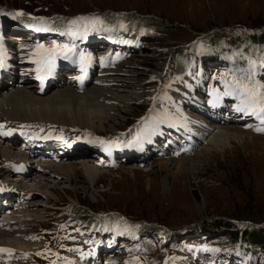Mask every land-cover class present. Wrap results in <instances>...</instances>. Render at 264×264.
Instances as JSON below:
<instances>
[{"label": "rangeland", "instance_id": "1", "mask_svg": "<svg viewBox=\"0 0 264 264\" xmlns=\"http://www.w3.org/2000/svg\"><path fill=\"white\" fill-rule=\"evenodd\" d=\"M21 12L63 16L67 19L90 13L98 16L122 15L130 17V24L141 27L146 35L116 44L113 39L99 36L97 31L57 36L37 27L33 30L37 33L35 38H32V34L28 41L14 44L18 50L23 47L36 49L38 44H42L44 49H56L54 58L49 61L54 64L50 73L48 64L30 65L39 73V77H35L34 72L29 75L30 80L33 79L31 83L39 86L53 78L56 68L67 66L72 57L77 65L72 69L64 67L60 77L77 81L83 73L82 67H89L92 80L88 89L96 86L116 91L125 95L129 102L116 107L115 118L105 121L102 127L95 130H86L84 125L79 124L72 128H56L47 123L28 126L0 121V132H8L20 138L26 131L37 133L34 128L41 130L38 132L43 133L44 137L51 138L54 133L53 139L56 136L64 138L67 144H62L64 148L61 154L72 153L73 145L82 142V139L96 138L98 141L87 142L83 149L84 155L78 156L83 158L65 162L71 163L75 172L63 169L67 176L53 175L55 178L52 176L43 180L44 185L28 181V188L36 186L31 191L40 195L30 200L36 203V208L20 207V211L12 218L13 223L20 221L17 224H27L19 227L21 232L28 233L24 238L28 239V250H16L15 256L6 254L7 264H80L81 259L91 256V252L96 249L91 245L96 242L98 246H107L105 251L115 250L114 253H104L99 264H146L140 253L142 249H139L138 238L132 242L121 236L122 232L127 233L128 223L141 220V223L148 226L155 225L158 229L169 231L205 223L209 218L228 216L254 219L244 221V226L264 224V131L256 130L264 128V112L260 111L259 104L249 105L243 112H237L230 107L235 106L233 96L226 102L222 100L219 106L212 103L211 92H216L217 88H227L223 80V65L215 63L210 67L201 60L194 67V77L186 76L181 81L177 79L172 59L176 48L189 45L197 50L200 39H206L209 43L229 34H242L264 25V0H0V27L6 29L10 41H13L11 33L17 27L15 21L18 19V16L15 19L13 16ZM64 46L72 51H66ZM44 49H40L39 55L33 60L41 59L45 55ZM224 57L231 61L227 54ZM0 59L4 64L6 59L1 39ZM72 60L69 65L74 64ZM19 62L20 67L26 65L21 58ZM114 68L128 71L129 74L114 81H104L103 78ZM260 72L259 81L251 89L264 95V69ZM205 76L210 77V80L204 85ZM9 78L3 81H11ZM228 78L234 88L240 82L247 84L237 75ZM23 85L34 84H19L21 87ZM70 86L79 90L76 83H70ZM149 100L152 107L150 113L157 117L152 124L147 123V129H140L144 132V138L139 139L141 132L138 131L136 137L128 143H121L117 136L116 140L115 134H124L135 127L136 119L150 105ZM171 110L201 118L208 125H220L234 130L236 137L242 136V140H231V145H225L222 151L213 148L205 151L202 146L205 142H199L202 141L201 137L200 140L196 139L199 126L193 129L196 134L186 133L188 128H181L172 120L169 114ZM239 130L243 132H237ZM185 134L189 140L184 137ZM120 138L126 139L124 135ZM190 140L200 144L195 145ZM13 150L17 153V150ZM197 153L200 156L194 159L196 162L192 166L186 164V168L179 170L159 162L182 156L195 157ZM1 157L0 168L5 170L6 162L11 157ZM79 160L87 161L86 167L78 164ZM12 173L9 176L14 177ZM6 178L10 177L0 172V190ZM79 206L88 208L89 214H94L95 208L105 210L98 215L110 213L124 224H113L110 233H92L68 217V213ZM126 214L141 220L128 218ZM14 236L10 238L21 235ZM220 240L219 236L188 237L178 242L184 243V248L173 246L171 251L168 250L169 242L162 240L152 255L165 249L168 258H175L172 264H194V258L198 257L197 250L203 248V255L213 258L206 264H248V255L240 251L238 244L229 245L227 242L224 248L219 249L217 244ZM134 247L137 251L128 255ZM150 264H156L153 256ZM254 264H264V259L258 257Z\"/></svg>", "mask_w": 264, "mask_h": 264}, {"label": "bare ground", "instance_id": "2", "mask_svg": "<svg viewBox=\"0 0 264 264\" xmlns=\"http://www.w3.org/2000/svg\"><path fill=\"white\" fill-rule=\"evenodd\" d=\"M6 32V29L0 27L1 45L6 59L4 66L0 68V121L4 120L6 122L23 125L26 124L28 126L38 123H47L56 128H72L79 124L84 125L85 127L83 128L86 130H95L97 127H102L105 121L107 122L109 119L115 118L116 114H114V112L116 107L123 106L129 102V99L125 98V95L116 91L112 92L109 91V89L97 88L96 86H92L88 89L90 86V81L92 80L90 79L89 67H82L83 73L81 77L77 78V81L67 80L66 78L64 79L63 77H60L62 72H64L62 71L64 70V67L67 69H72L75 65H77L75 61L72 60V57L69 58V62L72 60L74 64L69 65L68 62L67 66H58L53 72L54 77L49 79L47 83H40L39 86L35 85L36 83H31L33 82V79L30 80L31 78L29 77L31 73L34 72L36 74L35 77H39V73L33 69V66H30L34 61L33 59L37 56V51L32 47H25V49H23V47V50H18V47H14V44H17V42L14 41L16 39H13V41L8 40L6 35L8 33ZM24 42L25 41H21V43ZM19 57L22 59V61H25V66H18L21 62H19ZM124 74L126 75L129 73L128 71L114 68L103 79L106 82L114 81L121 78V76ZM26 75H28V79H26ZM5 78H9L11 81H3ZM205 80L206 78L203 79V84ZM28 83L34 85H23V87L19 86V84ZM70 83L78 84L79 90H76V87L74 89L72 86H70ZM55 88L57 89L55 90ZM50 89L51 93L48 94ZM189 92L192 93V90H189ZM101 99L103 102H100ZM214 102H217V97H214ZM169 114L171 115L172 120L176 122L179 127L183 128L182 126H184L188 128L186 133H193V129H196V126H199L198 134L200 136L195 132L194 133L197 135L196 139L200 140L201 137L202 141L199 142H205V144L202 145L205 151H208L210 148H213V150L215 149L217 151H222L223 147L225 148V145H229L231 140H242V136L239 138L236 137L233 132L234 130L221 127L220 125H208V123H206V121L202 120L201 118H193V116L190 117L184 113L180 114L177 110H171ZM9 127L11 128L12 126ZM237 132L243 131L239 130ZM184 137L188 139L186 134ZM22 141H24L23 137L20 138L4 131L0 132V143L5 145L4 147H1L0 145V155L4 158H7V156L11 157L8 158L9 161L6 162L7 171L6 169L4 170L0 168V172L2 174H6L8 177H10L9 179L6 178L5 183H3L2 187L6 190V194L1 195L2 200H0V202L6 200L8 201L9 199H11V201L13 200L14 202L12 203L18 205L17 209H13L11 207L12 205H10V207L4 208V211L8 210V212L13 213V215L20 211V207L25 209L36 208V203H32L30 200L34 198L36 199V197H39L40 195L35 191H31L32 189L36 188L35 185V187L31 186L28 188V181H33L38 185H44L45 182H43V180H47L53 175L67 176L68 174L65 173L63 169H70L68 170L69 172H75V168L71 163L65 162L74 158H83L78 156L84 155L83 147L72 153L65 152L63 154H54L56 151L54 149L55 147H50L46 149L45 152L44 150H38L36 147L28 146L26 144L22 146ZM190 141L194 142L192 140ZM199 142H194V144H200ZM13 149L17 150V153H14ZM197 154L198 155L195 157L182 156L179 159L169 158L168 160H161L159 162L179 170L181 168H186V164H188V166H192L193 163L196 162L194 159L200 156L199 153ZM144 161L145 160L143 159L142 162ZM85 162L79 160L78 164L86 167L88 162ZM84 170L87 171L88 169ZM11 171L14 173L11 174L14 177L9 176ZM22 181L25 182L23 183ZM14 186H16L18 189H15ZM19 189H23V191ZM28 190L30 191L28 192ZM19 222L20 221H16L15 223L17 224ZM12 224H10L8 227L2 228V231L0 230V258H3L0 261V264H7L6 254H13V256H15L14 251L16 250H28L26 244L28 239H24L28 233L26 231L21 232V227H19L25 223L17 224L16 226ZM17 226L19 227L18 229ZM24 226H27V224ZM13 230L14 232H12ZM16 234L21 236L18 238H10ZM11 241H14L15 243L12 244L10 243ZM92 246H94L96 249L91 252V256H86L84 259H81L80 264H99L98 261L104 253L115 252V250L105 251L107 246H98L97 242L91 245V247ZM86 248L89 249L90 247ZM196 262H194V264L208 263V261L199 262L197 260ZM108 264H110V262H108Z\"/></svg>", "mask_w": 264, "mask_h": 264}, {"label": "trees", "instance_id": "3", "mask_svg": "<svg viewBox=\"0 0 264 264\" xmlns=\"http://www.w3.org/2000/svg\"><path fill=\"white\" fill-rule=\"evenodd\" d=\"M21 19L23 24H32L35 22L33 16H40V23L50 27L53 31L63 33L71 31L73 28L81 29L89 27L94 17H97L95 26L102 36L112 37L116 35L117 40L122 43L123 41L144 37L146 34L142 32L141 27H136L130 24V17L122 15H95L94 13L87 14L86 16L63 18V16H43L34 15L32 13L21 12ZM121 37V39H119ZM198 49H192V46H182L176 48L172 53L176 66V76L178 80H185V77L192 76V69L195 62L201 57H206L208 63L221 62L225 65L228 73L237 75L240 74L245 79L250 81L256 80L257 75L260 73V68H264V25L257 26L255 29L242 33V34H229L226 37L216 39L215 41L206 42V39H200L197 43ZM198 51H200L198 53ZM199 54V55H198ZM228 55L231 61L227 60L224 55ZM148 108L136 119L135 127H140L143 120L149 121L154 113L150 114L151 101H148ZM134 127L125 131V134L130 132ZM94 137V136H92ZM88 208L77 207L68 213L71 220L85 229L92 232H103L110 230L113 224L122 225L124 222L116 219V216L104 214L99 216L98 213L106 212L105 210L93 209L94 214H89ZM109 211V210H108ZM127 215V214H126ZM128 218L136 219L131 216ZM251 218V217H250ZM250 218L240 217H220L209 218L199 224H191L182 228L181 230L169 231L167 229H158L155 225L148 226L138 221L137 223H128L129 229L124 236L128 241L134 242L136 238L139 240V249L143 260L146 264H150L151 257L156 261V264H170L172 259L167 257L165 249H160L155 255H152L158 250V242L166 240L169 242L168 250L171 251L172 247L182 248L184 243H178L188 237L194 236H213L221 237L220 243L217 244L219 248H224L228 242L230 244H238L242 253L248 255V264H254L255 260L259 258L264 259V224L262 225H245L244 221L250 222L254 220ZM127 223V222H126ZM140 223V224H139ZM157 222H152L156 224ZM131 226V227H130ZM178 243V244H177ZM174 244V245H172ZM134 248L130 249L129 254L136 252Z\"/></svg>", "mask_w": 264, "mask_h": 264}, {"label": "snow or ice", "instance_id": "4", "mask_svg": "<svg viewBox=\"0 0 264 264\" xmlns=\"http://www.w3.org/2000/svg\"><path fill=\"white\" fill-rule=\"evenodd\" d=\"M22 15V13H16L13 16V19H15L16 16ZM66 51H72V49H68L67 46H64ZM37 49V54L39 55V50L40 49H44V46L42 44H38L36 46ZM44 53L45 55L41 56V59L39 60H34L33 63H37L38 65L43 64H48V72L50 73L52 70V67H54V64L49 63V61L51 59L54 58L55 54H56V49L52 48V49H44ZM81 59H84L83 54L81 53ZM90 59V58H88ZM3 60L0 59V67H3ZM237 88L240 89V93L242 96L241 99V104L244 105L245 107L249 106V105H256L259 104V109L260 111L264 112V95H260L257 91H255L254 89L249 88V86L243 82H240L236 85ZM230 93H225V95H229ZM257 97H259V99H257ZM245 107H240L238 106L236 108V111L238 112H242L245 110ZM248 114V113H246ZM264 122V121H262ZM257 131H264V128H258L256 129Z\"/></svg>", "mask_w": 264, "mask_h": 264}]
</instances>
